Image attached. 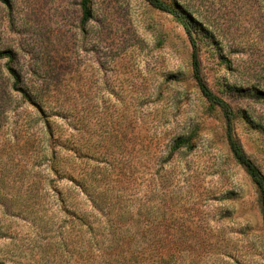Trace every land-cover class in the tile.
<instances>
[{
    "label": "rangeland",
    "instance_id": "rangeland-1",
    "mask_svg": "<svg viewBox=\"0 0 264 264\" xmlns=\"http://www.w3.org/2000/svg\"><path fill=\"white\" fill-rule=\"evenodd\" d=\"M162 1L264 175V0ZM79 3L0 0V264H121L113 232L136 235L129 264H264L256 187L183 27L146 0H91L82 23Z\"/></svg>",
    "mask_w": 264,
    "mask_h": 264
},
{
    "label": "trees",
    "instance_id": "trees-1",
    "mask_svg": "<svg viewBox=\"0 0 264 264\" xmlns=\"http://www.w3.org/2000/svg\"><path fill=\"white\" fill-rule=\"evenodd\" d=\"M152 7L170 14L179 24L183 27L185 34L188 38V41L191 46V54H190V64H191V72L192 78L198 87V90L201 96L210 104L212 107H217L221 111L224 122H225V136L228 148L230 153L232 154L234 160L237 164H239L245 171V173L250 178L253 185L256 187L258 193V201L260 204L261 216L264 222V175L257 167V165L246 155L241 144L236 139L233 130V119H234V111L229 105L227 101L223 98L216 95L208 86L201 70V62L199 57V51L195 36L194 23L191 22L184 14L173 8L172 6L166 4L162 0H146ZM91 0H80V11H81V22L86 23L91 19V9H90ZM8 57L11 58L10 54L7 51H0V59ZM13 74V73H12ZM13 76H15L13 74ZM181 147L190 148L191 145L189 143L188 137H180L176 139L173 143L172 150L179 149ZM53 172L58 173V170H54ZM81 191L83 194L87 196H91L94 190H88V187L81 184ZM59 195L62 194L61 191L58 192ZM96 199L101 198V191L96 192ZM62 202L63 199L61 200ZM93 203L96 201L93 200ZM98 204V203H97ZM63 206V211L67 214H74L78 211V215L75 216L78 219H81L85 212L81 210ZM135 234H120V233H110L106 234L103 237V241L107 240L108 244L103 247V249H109V255H116L118 257V262L121 264H129V260H125L128 256L130 259L133 258V255L136 253V250H129L130 247L134 245V237ZM144 250L141 251L139 259L143 257ZM159 260L155 264H168L166 255L163 250H158ZM140 264H146L144 260H138Z\"/></svg>",
    "mask_w": 264,
    "mask_h": 264
}]
</instances>
